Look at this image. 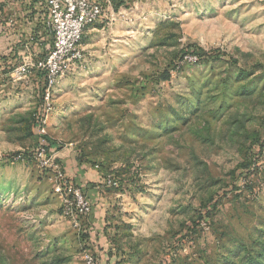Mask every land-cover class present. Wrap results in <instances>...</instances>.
<instances>
[{
  "label": "rangeland",
  "instance_id": "obj_1",
  "mask_svg": "<svg viewBox=\"0 0 264 264\" xmlns=\"http://www.w3.org/2000/svg\"><path fill=\"white\" fill-rule=\"evenodd\" d=\"M102 2L47 123L80 227L39 155L52 29L0 37V264H264V0Z\"/></svg>",
  "mask_w": 264,
  "mask_h": 264
},
{
  "label": "built area",
  "instance_id": "obj_2",
  "mask_svg": "<svg viewBox=\"0 0 264 264\" xmlns=\"http://www.w3.org/2000/svg\"><path fill=\"white\" fill-rule=\"evenodd\" d=\"M41 11L47 18V25L52 29L53 42L46 58L39 61L38 67L44 72L45 86L42 103L34 114L36 128L41 143L39 155L44 156L45 166L55 176V191L63 200V211L76 227H80L92 212L91 200L82 187L69 178L62 165L54 158L51 148H47V123L52 111V89L58 78L64 76L84 57L83 36L90 26L105 17L102 0H40ZM27 66L20 72H26ZM45 143V144H44ZM84 264H96L91 254H86Z\"/></svg>",
  "mask_w": 264,
  "mask_h": 264
},
{
  "label": "crops",
  "instance_id": "obj_3",
  "mask_svg": "<svg viewBox=\"0 0 264 264\" xmlns=\"http://www.w3.org/2000/svg\"><path fill=\"white\" fill-rule=\"evenodd\" d=\"M46 29L47 18L41 11L40 0H0V37L5 33L15 36L18 32L28 34Z\"/></svg>",
  "mask_w": 264,
  "mask_h": 264
},
{
  "label": "trees",
  "instance_id": "obj_4",
  "mask_svg": "<svg viewBox=\"0 0 264 264\" xmlns=\"http://www.w3.org/2000/svg\"><path fill=\"white\" fill-rule=\"evenodd\" d=\"M188 52L189 51H192L193 53H196V54H198L200 57L202 56V55H205V51L202 49H200V48H198V49H191V48H188V50H187ZM167 78H169V75L167 76ZM35 125H36V123H35ZM45 138V140H46V143L48 142V144H47V148H49L50 149V144H49V138L46 136V137H44ZM41 143V137H39V144ZM45 144V143H44ZM92 213H93V211H92Z\"/></svg>",
  "mask_w": 264,
  "mask_h": 264
}]
</instances>
